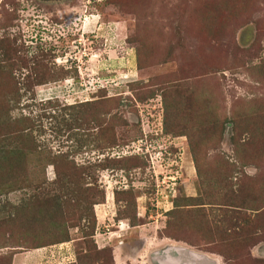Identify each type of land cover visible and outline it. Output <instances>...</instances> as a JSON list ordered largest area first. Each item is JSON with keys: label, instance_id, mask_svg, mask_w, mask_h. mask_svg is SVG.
Here are the masks:
<instances>
[{"label": "rangeland", "instance_id": "1", "mask_svg": "<svg viewBox=\"0 0 264 264\" xmlns=\"http://www.w3.org/2000/svg\"><path fill=\"white\" fill-rule=\"evenodd\" d=\"M165 256L264 264V0H0V264Z\"/></svg>", "mask_w": 264, "mask_h": 264}, {"label": "water", "instance_id": "2", "mask_svg": "<svg viewBox=\"0 0 264 264\" xmlns=\"http://www.w3.org/2000/svg\"><path fill=\"white\" fill-rule=\"evenodd\" d=\"M165 258H166V263H167V261H168V262H170V264H180L175 258H169V257H166V256H165ZM187 258H188V259H191V260H196L195 257H194L192 254H188ZM187 258H186V259H187ZM203 259H204V261H206V263H207L208 260H210V259H208V258H207V259H206V258H203ZM212 260H213V259H211V261H212ZM212 262L214 263V261H212ZM162 264H163V263H162ZM196 264H202V261H201L200 263H196ZM203 264H204V263H203Z\"/></svg>", "mask_w": 264, "mask_h": 264}, {"label": "trees", "instance_id": "3", "mask_svg": "<svg viewBox=\"0 0 264 264\" xmlns=\"http://www.w3.org/2000/svg\"><path fill=\"white\" fill-rule=\"evenodd\" d=\"M108 194V193H107Z\"/></svg>", "mask_w": 264, "mask_h": 264}]
</instances>
